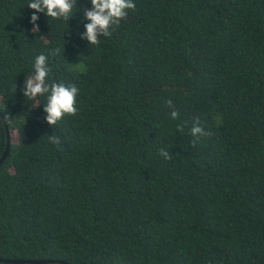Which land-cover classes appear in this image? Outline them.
Returning <instances> with one entry per match:
<instances>
[{
	"label": "trees",
	"instance_id": "obj_1",
	"mask_svg": "<svg viewBox=\"0 0 264 264\" xmlns=\"http://www.w3.org/2000/svg\"><path fill=\"white\" fill-rule=\"evenodd\" d=\"M29 2L0 0V258L264 264V0H133L97 46L89 0L68 21ZM40 54L79 89L52 127L21 91Z\"/></svg>",
	"mask_w": 264,
	"mask_h": 264
},
{
	"label": "clouds",
	"instance_id": "obj_2",
	"mask_svg": "<svg viewBox=\"0 0 264 264\" xmlns=\"http://www.w3.org/2000/svg\"><path fill=\"white\" fill-rule=\"evenodd\" d=\"M77 2L78 0H30L28 8L33 10V13H43L52 20L68 21L73 15V9H76ZM89 2L92 6L91 10L83 9L84 19L88 23L84 25L85 30L80 34V38L86 40L89 46L99 45L101 37H110L112 30L127 18L128 10H135L136 7L133 0H89ZM38 19L36 14L30 18L33 34H38L40 31ZM59 51V49L55 50L56 53ZM33 69V73L25 78L21 91L24 97L31 100L46 96V103L43 105L46 123L52 127L66 115L75 116L78 112L76 104L79 89L75 85L49 82L51 69L48 66V57L44 54L35 58ZM167 103L169 107H172L171 101ZM178 116L179 113L175 110L171 112L172 119H177ZM4 119L7 117L5 116ZM177 131L182 133L184 125H177ZM190 134L195 138L193 146L199 137L210 135L202 126H199L198 120L192 126ZM48 139L51 144L59 146V138L54 134L48 136ZM159 155L166 160L172 159L170 153L164 148L159 150Z\"/></svg>",
	"mask_w": 264,
	"mask_h": 264
},
{
	"label": "water",
	"instance_id": "obj_3",
	"mask_svg": "<svg viewBox=\"0 0 264 264\" xmlns=\"http://www.w3.org/2000/svg\"><path fill=\"white\" fill-rule=\"evenodd\" d=\"M3 119H4V117H3ZM4 122L6 123V119H4ZM6 127L8 129V125ZM9 149H10V138H9V132H8V147H7V150L4 154V156L0 160V167L4 163L5 159L7 158V155L9 153ZM0 262L10 263V264H46V263H51L53 261H46V260H6V259L0 258ZM61 263L67 264L65 262H61Z\"/></svg>",
	"mask_w": 264,
	"mask_h": 264
}]
</instances>
